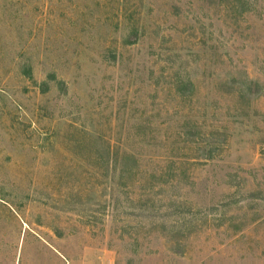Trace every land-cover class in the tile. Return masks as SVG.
Instances as JSON below:
<instances>
[{"label":"rangeland","instance_id":"rangeland-1","mask_svg":"<svg viewBox=\"0 0 264 264\" xmlns=\"http://www.w3.org/2000/svg\"><path fill=\"white\" fill-rule=\"evenodd\" d=\"M0 264H264V0H0Z\"/></svg>","mask_w":264,"mask_h":264}]
</instances>
